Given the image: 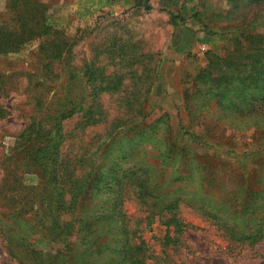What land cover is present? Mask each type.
<instances>
[{
  "label": "rangeland",
  "instance_id": "374dc122",
  "mask_svg": "<svg viewBox=\"0 0 264 264\" xmlns=\"http://www.w3.org/2000/svg\"><path fill=\"white\" fill-rule=\"evenodd\" d=\"M42 1L48 4L49 24L61 31L63 38H75L76 46L69 58L71 68L67 66L70 63L59 59H41L46 49H41L40 41L16 53L0 54V229L7 218L1 216L9 213L2 196L11 188L1 190L7 173L3 163L11 158L10 170L20 174V196L31 203L26 219H33L29 212L38 211L34 220L41 223L40 204L61 201L62 194L69 202L70 187L80 183L81 194L62 206L64 214L60 218L79 215L82 219L74 224L75 231L83 220L88 224L84 233L92 230L94 221L103 232L92 250L90 245L83 246L82 240L77 247L75 238H71L69 249L62 242L54 244L36 234L29 243L39 251L59 258L66 255L68 260L84 254L92 264L105 263L109 258L114 262L107 264H126L112 257L110 247L102 248L109 241L106 233L116 228V232H122L120 221L126 215L132 228H138V234L148 242L152 255L148 264H264V242H241L243 237L261 233L264 222V117L239 116L225 106L215 75H210L213 69L208 66V58L212 53L226 52L232 39L222 34L208 35L205 29L223 24L244 26L258 9L253 7L247 19H236L238 14L234 15L232 9L244 14V1L239 4L241 12L229 0L145 1L150 11L135 0H91L90 9L85 6L70 12L61 4L70 0ZM0 6L5 9L7 1L0 0ZM172 16L177 17L175 24ZM92 70L95 73L87 75ZM100 75L114 82L123 79L119 90L101 97L93 95L98 85L94 81ZM107 85L104 83L103 88ZM68 90L80 107L72 119L64 120L55 145H59V137L65 138L61 149L76 169L71 171L66 188L59 186L57 193L51 182L53 173L46 170L42 174L35 166L23 167L20 159L24 155H15L17 150L13 149L16 142L28 139L29 123L46 112L54 113L51 107L56 108L59 96ZM37 97L43 102L40 108H36ZM97 104L107 112L105 122L91 123L82 130L79 125L85 120L81 107ZM56 115L59 120V113ZM100 117L98 112L94 120ZM118 118L127 124L114 130ZM144 170L155 196H161L168 205L180 200L178 221H172L170 230L164 225L173 218L170 206H164V216L150 220L147 208L134 194L124 191L126 185L120 189L128 174L140 172L143 176ZM86 171L90 177L79 179ZM9 182L16 185L12 179ZM208 187L219 203H229L228 212L239 215L234 223L238 234L229 235L226 226L219 227L189 206L193 198H206ZM41 192L44 200L39 199ZM119 194L124 195L122 203ZM13 197L16 195L7 199ZM254 201L253 212L246 211V205ZM227 215H221L220 222L230 226L224 220ZM245 218L250 219L248 230ZM167 236L172 237L170 242ZM0 264H21L8 254L1 232Z\"/></svg>",
  "mask_w": 264,
  "mask_h": 264
},
{
  "label": "trees",
  "instance_id": "16d2710c",
  "mask_svg": "<svg viewBox=\"0 0 264 264\" xmlns=\"http://www.w3.org/2000/svg\"><path fill=\"white\" fill-rule=\"evenodd\" d=\"M6 1L7 7H5V9H2L0 6V54L16 53L27 44L40 41L43 43L41 49L42 47L46 49V51H42L44 52L42 54L46 57L43 56L41 59L49 61L52 58L59 59L63 63H70L69 58L73 57V49L76 46L75 38L73 40L71 38H63V33L49 24L47 17L48 4L44 3L42 0ZM145 1L148 2L149 0H135L137 4L145 6V10L150 11L151 8L148 4H145ZM229 1H231L233 5H236L238 7L237 10L240 12V2L244 1L246 3L244 14L235 13L232 9L234 15L238 14L235 16L236 19H247L249 16L248 13L252 12L253 7H256L258 10L254 19H251L246 25L241 27H226L224 24L205 27V29L209 31L207 32L208 35L222 34L232 39L231 46L226 52L217 54L212 53L211 57L208 58V66H210V69H213L210 75H215L214 81L218 82L217 88L224 96L225 106L232 109L239 114V116L264 117V0ZM171 20L173 24H175L177 17L172 16ZM181 22H185V20L181 19ZM67 66L71 68V63ZM88 68L90 69L91 66ZM70 70L67 73H70ZM94 73L95 71L92 70L87 75H92ZM40 81L41 85L45 84L43 78H41ZM122 81L123 79L121 78L116 82L105 80L104 77L100 75L94 81V84L98 82V85L94 87L93 95L95 94L96 97H101L105 92L113 94V91L119 90ZM112 82H114V84L110 85ZM104 83H109V85L103 88ZM92 85L91 83L89 87ZM69 91L70 90L66 91L62 97L59 96V105L56 108L52 109L51 107V111L54 113L46 112L44 113L45 116L34 118L29 123L27 126L29 132L28 139L26 142H16L15 148L13 149L17 150L15 155H24V159H20L23 161V167L30 168L31 166H35L40 168L42 174H44L46 170L53 173L51 182L55 185L57 193H59V186L66 188V182L72 178L71 171L76 169V165L73 163L74 165L72 166L69 158L66 157L67 153H63L61 149L65 138L59 137V145H55L56 138L58 139L59 133L64 129V120L72 119L78 107H80L75 95L73 93L70 94ZM149 92L150 91H148V94ZM91 97L90 95V98ZM36 100L38 102L36 108L43 106L41 99L37 97ZM80 112H84L83 119L85 120L79 125L82 130L89 127L91 123L96 125L105 122L103 119L107 118V112L104 111L101 104L88 108L81 107ZM98 112H100L101 117L98 120H94ZM58 113L59 120L56 115ZM125 124H127V122L125 123L121 118H118L113 123L114 130L119 127L118 125L123 126ZM72 137H74V132H72ZM46 154H50V156L46 157ZM44 156L46 158H44ZM3 164L7 169V173L1 190H3L5 186H10L11 188L8 187L6 189L4 198L2 196L1 202L4 203V207H8L9 213L8 216H4V214L1 216V218H7L2 220L3 223L1 224L0 232L6 244L8 254L17 259L21 264H92L84 254H79L72 258V260H68V256L66 255H63L61 258L51 256L49 253L37 250L29 243V240L36 234L44 235L54 244L62 242L69 249L72 246V243L71 245L69 244L71 238H75L74 244L77 247L80 240H82V245H90L91 250L96 243H99L100 238L103 236V232L99 230L97 221L92 223V230L84 233V225L88 227V224L83 220L80 222L77 231L74 230V224L81 221V216L76 215L74 218L64 220L60 218L64 214L62 206L78 197L82 192L83 186L77 183L70 187L68 192L71 194V199L69 202L63 200L66 194H62L61 201H43L42 205L40 204L39 206L42 209V212L39 211L41 223H36L34 219L36 218L35 215H38V211L35 210L36 214L33 212L28 213L32 214L33 219H26L25 217L27 215L25 213L30 209L31 203L25 201L24 198L20 196L23 190V187L21 188V183H17V178L20 177V174L17 170H10L11 158H8ZM83 174L84 176L79 179H86L91 175L89 171ZM146 176V170L143 171V176L140 172L139 174H137V172L128 174L123 179L126 184H121L120 189L122 191L126 185L124 191H128V194H134L140 204L147 208L148 212L151 214L150 220L156 218L157 215L164 216L166 211L164 206H170L171 208H168V210L171 214L173 213V218L169 219L170 222L164 223L170 230V225L174 224L172 221H178L176 216L178 217L179 215L180 200L171 205L166 204L161 196H155L156 193L151 192L150 187H148L149 181L145 178ZM10 179L14 180L13 184L16 185L12 186L9 182ZM206 189L208 192L204 196L206 198L200 201L193 198L189 201V206L207 220L215 222L219 227L220 225L222 227L226 226L229 235H233L234 233L238 234L236 232L237 228L234 227V223L239 220V215L232 211L228 212L226 206H230L229 203H219L217 199L214 198L212 188L208 187ZM64 193H67V189ZM12 194H15L16 197L7 199V197ZM123 196L124 195L121 196L119 194L118 197L121 203L123 201L121 197ZM39 199L44 200L42 192ZM255 204V201L250 204L248 203L246 205V211L253 212ZM33 208H35L34 204L32 205V209ZM224 209L226 211H223ZM231 210L234 209L231 208ZM221 215H227L225 219L222 218L228 221L230 226L220 222ZM119 217H121V214ZM46 218H48L49 221L46 222ZM18 221L20 222L18 223ZM120 222L123 227L122 232H116L119 230V228H116L114 232L106 233V235L109 234V241L102 246V248L106 249L110 247V250H112V257L117 256L126 264H148V261L152 258L148 242L142 239V235H139L140 231L138 228V231L132 228L126 215ZM243 222L244 225H246V229H250V219L245 218ZM262 224L263 225L260 226L262 230L261 233L255 236L243 237L241 242L248 241L254 243L257 239L264 242V222ZM165 239L170 242L172 237L167 236ZM14 248H16V250ZM99 248L100 246H98L96 251H98ZM96 254L95 252V255ZM109 262L114 261L112 258H109L105 263L97 262L95 264H107Z\"/></svg>",
  "mask_w": 264,
  "mask_h": 264
},
{
  "label": "crops",
  "instance_id": "0c3cea01",
  "mask_svg": "<svg viewBox=\"0 0 264 264\" xmlns=\"http://www.w3.org/2000/svg\"><path fill=\"white\" fill-rule=\"evenodd\" d=\"M91 0H70V1H64L61 4H63L66 8L64 10L66 12H70L71 9L80 10L84 9L85 6L87 9H90L91 6Z\"/></svg>",
  "mask_w": 264,
  "mask_h": 264
}]
</instances>
